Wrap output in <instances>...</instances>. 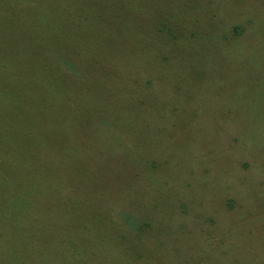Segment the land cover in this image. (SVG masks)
<instances>
[{"label":"rangeland","instance_id":"rangeland-1","mask_svg":"<svg viewBox=\"0 0 264 264\" xmlns=\"http://www.w3.org/2000/svg\"><path fill=\"white\" fill-rule=\"evenodd\" d=\"M70 1L0 0V87L13 83L9 76L40 69L41 57L50 56V50L53 61L60 58L67 69L72 68L65 57L88 67L95 62L85 59L97 60L93 67L97 69L103 56L75 59L77 53L58 43L65 44L72 32L86 47L92 43L98 51L90 31L109 21L115 30L131 24L129 42L138 38L139 51L133 59L139 75L130 77L132 93L126 88L120 92L96 88V93L103 92L108 99L110 113L101 109L102 96L98 94V98L80 97L82 102L70 110L79 125L84 121L81 116L97 109L88 119L91 133L74 131V135L86 137L75 141L77 154L72 156L66 150L62 156L68 167L63 175L75 174L76 166L68 163L79 159L90 173L81 170V182L73 183L74 193L71 186L62 188L65 198L87 200L86 194L94 193V211L82 201L83 227L72 232L66 222L69 214L53 213L67 225L60 224L55 232L47 223L38 225L44 231L51 227L49 236L44 234L49 242L43 241L48 249H41L35 235L23 238L25 245L7 243L12 231L6 228L0 241V264H67L58 254L70 246L59 243L58 235L78 241L89 233L91 239L98 240L107 232L115 244L127 239L143 257L133 253L125 258V248L117 251L112 246L106 248L105 264L114 259H126L124 264H264V0ZM122 1V11L118 9L117 14L101 5ZM76 8L96 14L78 16ZM40 12L44 15L36 17ZM58 18L70 21V28L65 30L68 22L52 26ZM79 23L83 26L80 31L75 27ZM235 28L242 34L234 33ZM16 85L21 88L19 82ZM26 87L31 91L38 88L35 82ZM5 100L0 98L2 140L7 130L5 117L21 114L20 108ZM132 107L147 114L138 121L150 126L145 146L128 142L122 133L135 115ZM121 113L125 116H116ZM129 127L130 135L137 133L136 125ZM48 135L66 140L70 133L56 126ZM18 154L10 159L21 161ZM40 154L48 162H56L43 146ZM100 162L104 171L98 181ZM116 173L121 177L117 183V176L112 177ZM126 179L133 183L132 188L124 187ZM115 184L122 189L113 191ZM0 196L15 200L10 191H0ZM45 213L37 211L33 216L41 221ZM1 224L0 231L5 228ZM161 242L164 245L158 246ZM74 256L69 255L70 264H104L88 254Z\"/></svg>","mask_w":264,"mask_h":264},{"label":"trees","instance_id":"trees-1","mask_svg":"<svg viewBox=\"0 0 264 264\" xmlns=\"http://www.w3.org/2000/svg\"><path fill=\"white\" fill-rule=\"evenodd\" d=\"M70 2L74 3V0H71ZM121 4H124L123 1L112 4L102 2L101 5L117 14L116 11H122L120 8ZM114 5H116L117 8H115ZM69 7H72V5L69 4ZM89 11L90 10L88 9L84 12L81 8H76L78 16L94 17L96 13ZM40 15H44V13L40 12L36 17H39ZM44 21L45 20H42L41 22ZM67 22L68 20H66V18H58L51 23L52 26H62V23L66 24ZM70 23L71 22L69 21L65 30L70 28ZM80 23L75 26L78 31L83 27ZM33 24L37 25L38 23L34 22ZM112 25L111 21H109V23L101 22L96 29L90 31L95 35L90 39L97 44L98 51L93 50L94 45L92 43H88L86 47L84 40L72 32H68V38L64 39L66 41L65 44H62L61 42L58 43L61 48L65 47L68 48V50H73L77 53L75 59L82 58L84 55L98 56L99 54L103 56L104 59L97 69H93L98 63L97 60L96 63L94 59H85V61L95 62V64H89L90 67H88V65H81L82 61L80 63L78 62L79 64L77 65L76 63L74 64L70 62L74 61L73 59L69 60V57L63 56L72 68L71 70L67 69L64 63L61 62L60 58H58L57 61H53L52 57L54 56V52L50 50L49 52H52L49 54L51 57L48 55L47 57H41L42 61H40L42 65L40 69L26 71L23 75L21 74V76H9V79L13 80V83L10 82V84L0 87V98L3 100L6 99L7 104H14L21 110V114L18 116L5 117L7 125L6 136L3 140L0 137V184L2 183L6 188H0V191L5 193L6 191H10V193L15 194L14 202H12L11 197L0 196V204L1 206L3 205L0 208V223L5 227L4 230L0 231V241L5 238L6 235H4V231L7 228L8 231H12V235L7 239V243L17 241L19 244L25 245L23 238L28 237L32 239L34 237L33 235H35V240L38 239L40 241L41 249H48L49 247H47L43 241L49 242L48 237H45L44 234H47V232L51 230V227H54V232L56 228L57 231L60 230L62 227L60 224H68L70 227L69 229H71L72 232L75 230L78 231L79 228L83 227V215L81 210L84 206H82V201L86 203V207L91 209V211H94L92 198L94 194L93 192L89 191L86 194V197L88 198L87 200H80L79 198L75 199V196L72 198H65L62 195V188L64 186L66 188L71 186L73 193L75 192L73 183L81 182V170H83L84 174L87 173L90 175L87 170V165H81L79 158H77L79 160H72L68 163L71 166L75 165L77 172L69 177L63 175L62 171L64 170V173H67L66 170L68 167L67 165H64L62 156L64 155L63 152L66 150H69L71 155L75 156L79 149L78 146L75 147V141H84L86 137L79 135H83L85 130L89 131L88 128H93L91 127L92 122L88 119L97 113V109L91 108L88 110V113H91L89 116H81L84 118V121L79 125L77 122L78 119L73 117L70 113V110L74 109L78 102H82L80 97L84 98L86 95H89V97L85 98H98V95L102 96L103 107L101 109L106 113H110L107 105L108 99H105V94L102 91L101 94L96 93V88L99 87L106 92L110 91L109 88L118 92L123 91L126 88L127 92H134L133 87L129 86L131 81L130 77H137L139 75L134 67L135 60L133 59V55L139 51L138 44L136 43L138 38H136L135 43L133 41V44H130V35H128V31H132L130 23H127L124 26L118 24L122 27L119 26L116 30ZM98 31L100 33H98ZM234 33L237 35L242 34L241 30L238 28H235ZM79 34L82 36L80 32ZM168 53L170 54V52ZM51 59L53 62H51ZM178 60L179 63L177 65L180 64V57ZM105 78H107V80H104ZM88 79H91L92 81H86ZM106 81L113 85L106 86L104 83ZM18 82L21 84L20 89H18L19 85H16ZM32 82L37 84L38 88L36 91H31L26 87L28 83ZM27 93L28 97H25ZM127 98L129 99V97ZM118 102L119 100H116L115 103L118 104ZM1 105L2 104H0V106ZM53 107L57 111H54ZM130 110L132 111L131 114L134 113L135 115L129 118L128 128L123 127L124 131L122 133L126 134L128 142L134 140L140 145L145 146L148 144V141L146 140V138H148L146 131L149 130L150 126H147L144 123H138V121L147 114L142 113L137 107H132ZM116 116L124 117L125 114L121 113L120 116L116 114ZM53 122L54 128L59 126L69 131L70 135L68 139L57 140L53 139V136L48 135L50 132L53 133L54 131ZM130 124H134L138 127L135 128L137 132L136 134L130 135ZM71 129H73L72 132ZM75 130L78 131V136L74 135ZM41 146L54 156V161L56 162H48L46 158L41 156ZM122 146L128 148V145L122 144ZM4 149L7 151L4 152ZM14 153H19L18 156L22 157V159H20L21 161L10 159L11 155ZM41 160L46 161L47 163ZM103 166V162H100V177L96 178L98 181L103 178ZM93 171H95L94 174L96 177L98 175L96 174V168ZM112 172H114V169ZM115 176H117L115 182L117 183L118 177H121L117 173L112 174V177ZM124 181L126 182H124V187H133V183H129L127 179ZM130 181L134 180L130 179ZM114 189L115 191H118L122 188L115 184L112 190L114 191ZM32 211H34L33 213L35 214L37 211H46V213L41 221H37L33 216ZM58 211H66L67 214H69V220L66 221L67 224L58 220L56 215L53 214ZM64 217V215L61 216L63 219ZM41 223H47L51 227L49 226L45 231L42 228L38 229V225H42ZM109 235V232H107L103 237L94 240L90 238L91 235L88 233L87 237L78 241L72 239L67 240L66 237L58 235V239H60L58 240L59 243L70 246V248L66 247L63 251H59L60 254L58 255L62 261L67 264H70V258L68 259L70 254L73 256L75 255L74 257H85L88 254L89 258H95L99 262L105 264L108 262L105 256V251H107L106 248L109 247L112 249V246H115L117 251L125 248L122 251V255L125 258L133 253H137L136 256L140 259L143 257L140 255V250L135 252V248L131 246V243H129L127 239L125 242L119 240L115 244L114 240H112ZM142 236L143 235H141L140 239L143 238ZM126 242L127 244L125 245ZM163 243H159L158 246L164 245ZM141 245H143V241ZM145 245L147 246V244ZM22 252L25 253L26 249ZM134 256L135 254L131 257V260H133ZM125 260L126 259H114L111 261V264H124L123 262ZM146 263L150 264V261H146Z\"/></svg>","mask_w":264,"mask_h":264}]
</instances>
